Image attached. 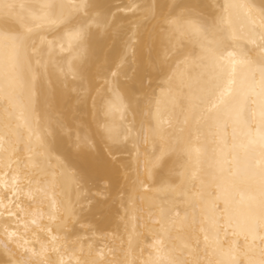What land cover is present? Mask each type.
Returning <instances> with one entry per match:
<instances>
[{"label": "bare ground", "instance_id": "bare-ground-1", "mask_svg": "<svg viewBox=\"0 0 264 264\" xmlns=\"http://www.w3.org/2000/svg\"><path fill=\"white\" fill-rule=\"evenodd\" d=\"M3 3L0 264H264V0Z\"/></svg>", "mask_w": 264, "mask_h": 264}, {"label": "snow or ice", "instance_id": "snow-or-ice-1", "mask_svg": "<svg viewBox=\"0 0 264 264\" xmlns=\"http://www.w3.org/2000/svg\"><path fill=\"white\" fill-rule=\"evenodd\" d=\"M11 7H12V5L5 4V3H3V0H0V9L11 8ZM79 7L88 8V7H91V5L82 4ZM261 40L264 41V32L261 33ZM261 48H262V50H264V43L261 44ZM261 60H262V62H264V52H262ZM262 72H264V69H262Z\"/></svg>", "mask_w": 264, "mask_h": 264}]
</instances>
